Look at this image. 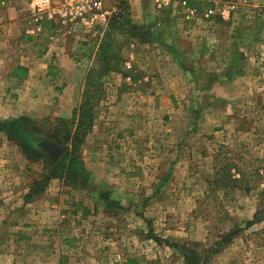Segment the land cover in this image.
I'll return each instance as SVG.
<instances>
[{
    "label": "rangeland",
    "instance_id": "obj_1",
    "mask_svg": "<svg viewBox=\"0 0 264 264\" xmlns=\"http://www.w3.org/2000/svg\"><path fill=\"white\" fill-rule=\"evenodd\" d=\"M32 1L0 0V119L82 122L56 143L90 181L47 179L46 152L0 132V264H183L229 231L207 264H264V0H109L105 18L64 23Z\"/></svg>",
    "mask_w": 264,
    "mask_h": 264
},
{
    "label": "trees",
    "instance_id": "obj_2",
    "mask_svg": "<svg viewBox=\"0 0 264 264\" xmlns=\"http://www.w3.org/2000/svg\"><path fill=\"white\" fill-rule=\"evenodd\" d=\"M117 1L125 2V0ZM197 2V0H191L190 3L193 4ZM205 3L207 4L208 2L206 1ZM129 22L130 20L124 17V23ZM112 45L113 42L108 36V40L98 46L97 56L99 61L98 64L100 65V72H102L101 75H105L106 71H110L113 68L112 64L110 63L111 58L113 56L115 58V51H113ZM95 70L96 69L94 68L91 71ZM87 81H89L88 78ZM74 114L75 112L73 113V115ZM58 120L59 121L57 122H59V125H54L53 128L49 130H42L26 116L0 119V132L5 133L10 141L16 142L25 157L27 156L28 158H30L33 156L32 158L42 159L47 154L42 152L41 147L38 144L42 139H49L60 144L68 142L69 144H73L75 143V140L79 141L81 139H78V135L80 132H78L77 130L79 129L80 123L82 122L78 121L77 123L74 121L75 118L72 117L68 121V123H64L61 126L60 122L63 121H61L62 119ZM90 126L91 124L90 122H88L85 129L88 130ZM47 169V179L59 175L55 174L56 172H63L65 175L69 176L71 180L76 183V185L87 184L90 181V173L84 165L81 154L74 153L71 148L65 150L53 164H50V166H48ZM47 181L48 180L45 179L42 184H39V182L37 181L36 185L29 186L28 192H26L25 194L26 200H28L29 197H35L36 195L43 192ZM99 197L104 201L105 209L113 207L121 208V204L118 202V200H115V198L111 197V192L109 190H102ZM233 234L234 231H229L222 234V236H220V239L216 240L208 247L203 248V250L196 246H185L182 251L183 264H207L208 260H210L211 256L214 253L221 251L225 247V245L231 240ZM150 235L153 236L154 239L158 240V238L154 234Z\"/></svg>",
    "mask_w": 264,
    "mask_h": 264
},
{
    "label": "built area",
    "instance_id": "obj_3",
    "mask_svg": "<svg viewBox=\"0 0 264 264\" xmlns=\"http://www.w3.org/2000/svg\"><path fill=\"white\" fill-rule=\"evenodd\" d=\"M106 1L109 0H33L32 3H35L37 8L42 5L48 8L45 13L47 19H53L54 15H58L59 17H57L64 23L67 19L74 18H105L107 14V10L104 8ZM151 1L158 10L171 7L176 2V0Z\"/></svg>",
    "mask_w": 264,
    "mask_h": 264
},
{
    "label": "water",
    "instance_id": "obj_4",
    "mask_svg": "<svg viewBox=\"0 0 264 264\" xmlns=\"http://www.w3.org/2000/svg\"><path fill=\"white\" fill-rule=\"evenodd\" d=\"M39 146L47 153L49 164H53L64 152L66 146L60 145L49 139H42Z\"/></svg>",
    "mask_w": 264,
    "mask_h": 264
},
{
    "label": "crops",
    "instance_id": "obj_5",
    "mask_svg": "<svg viewBox=\"0 0 264 264\" xmlns=\"http://www.w3.org/2000/svg\"><path fill=\"white\" fill-rule=\"evenodd\" d=\"M12 74L15 75L14 72H13ZM231 251H232V248H231V246H229L228 249H225L223 252H221V253L219 254V255H220V258H222L223 261H224L225 259L228 260L229 257H230Z\"/></svg>",
    "mask_w": 264,
    "mask_h": 264
}]
</instances>
